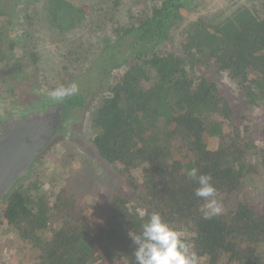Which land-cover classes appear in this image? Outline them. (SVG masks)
Returning a JSON list of instances; mask_svg holds the SVG:
<instances>
[{
  "label": "trees",
  "instance_id": "16d2710c",
  "mask_svg": "<svg viewBox=\"0 0 264 264\" xmlns=\"http://www.w3.org/2000/svg\"><path fill=\"white\" fill-rule=\"evenodd\" d=\"M36 1L56 40H67L93 16L78 0ZM195 1L144 4L137 16L129 15V26L116 20L121 0L97 3L102 49L71 82L62 78L78 91L57 104L60 111H78L89 96L97 98L91 147L120 184L100 217L99 207L82 203L68 185L44 188L30 176L13 189L0 203V224L14 231L31 260L136 264L133 237H142L143 225L158 213L196 254V264H264V193L228 203L246 184L264 185V0H226L185 24L181 9ZM29 3L0 0V16L19 5L29 17ZM163 42L167 49L159 47ZM3 44L16 45L0 29ZM82 55L77 58L84 65L88 53ZM29 56L37 64V53ZM255 110L260 120L252 123ZM211 138L218 139L214 148ZM137 168L144 169L142 177L131 172ZM193 169L212 177L221 212L210 219L202 211L206 201L195 196L198 185L188 175Z\"/></svg>",
  "mask_w": 264,
  "mask_h": 264
},
{
  "label": "rangeland",
  "instance_id": "374dc122",
  "mask_svg": "<svg viewBox=\"0 0 264 264\" xmlns=\"http://www.w3.org/2000/svg\"><path fill=\"white\" fill-rule=\"evenodd\" d=\"M78 1L93 16L76 33L67 34L65 41L56 40L48 33L40 1L30 0L27 12L29 17L23 15L19 5L15 8L13 6L4 16H0V29L8 34L9 40L16 43L13 48H10L8 44H3L0 48V51L5 53V58L0 60V116L9 108L28 104L29 100H25L26 103H24V99L33 92L36 95L51 97L55 89L66 88L67 84L62 83V78L66 79L67 76V83H69L73 73L79 74L85 71L89 63L98 56L102 49L99 34H103L105 28L102 26L100 32H97L96 23L101 24L102 12L95 14V8L99 1L103 5L106 0ZM135 1L121 0L116 13V20L120 25L129 26L131 22L129 15L137 16L141 8L146 6L144 4L150 7L160 3V0H140L138 4ZM225 1L199 0L189 4L181 9L185 24L199 16L216 12L226 5ZM108 33L115 36L112 30ZM172 33L175 38L180 35L177 30L171 29ZM159 47L167 49L168 43L163 42ZM31 51L37 53V64H32L30 61ZM83 51L88 53V60L84 65L77 58ZM64 65L68 69H64ZM17 70L20 75L29 73L28 77L14 76ZM83 93L86 94V92ZM97 103V98L88 97L86 105L80 109L83 112L80 120L81 129L66 136L53 137L54 139L38 157L30 179H37L44 188H54V190H58L63 185L70 186L82 203H89L90 207L94 205L99 207L97 216L100 217L106 213L110 194L120 184V179L103 160L98 158L91 147L89 119ZM77 112L74 115H77ZM260 114L258 110L252 113V123L260 120ZM217 142V138L207 141L210 148L216 147ZM63 159L67 164L62 162ZM34 169H36L35 173ZM131 172L136 177H142L144 169L137 168ZM30 179H24L21 184ZM256 190L264 193V185L246 184L244 188L229 195L228 203L236 204L238 200L244 201L246 198L251 200ZM13 232L6 223L0 224V264H38L34 259L31 260L30 251L26 252V245L21 243Z\"/></svg>",
  "mask_w": 264,
  "mask_h": 264
},
{
  "label": "clouds",
  "instance_id": "9594fccd",
  "mask_svg": "<svg viewBox=\"0 0 264 264\" xmlns=\"http://www.w3.org/2000/svg\"><path fill=\"white\" fill-rule=\"evenodd\" d=\"M78 91L76 84L61 87L52 91L51 96L56 100H63ZM189 178L196 182L195 196L203 198L206 203L202 209L204 218L220 214L221 206L216 200V189L212 184V177L199 174L196 169L189 172ZM133 243L139 245L134 251L136 264H196L197 257L190 253L187 244L178 232L169 227L158 213H153L143 225L141 236H134Z\"/></svg>",
  "mask_w": 264,
  "mask_h": 264
},
{
  "label": "water",
  "instance_id": "95a60500",
  "mask_svg": "<svg viewBox=\"0 0 264 264\" xmlns=\"http://www.w3.org/2000/svg\"><path fill=\"white\" fill-rule=\"evenodd\" d=\"M59 110L49 107L17 124H9L0 133V203L24 179L30 178L33 163L54 137Z\"/></svg>",
  "mask_w": 264,
  "mask_h": 264
},
{
  "label": "flooded vegetation",
  "instance_id": "af4514ba",
  "mask_svg": "<svg viewBox=\"0 0 264 264\" xmlns=\"http://www.w3.org/2000/svg\"><path fill=\"white\" fill-rule=\"evenodd\" d=\"M47 94V93H46ZM42 97H44L43 95H36V93H31L30 96L26 97L24 99V103L25 100H29L28 104H25L23 106L17 105L13 108H9V110L5 111V113H3V115L0 116V133H2V131L6 130V126H8L9 124L14 125L17 124L19 120L26 118L27 116H30L34 113L37 112H41L46 110L49 107H53V108H59V103L60 100H58L56 103H52L49 101H45V103L40 99H42ZM46 97V96H45ZM51 98V97H50ZM43 102V103H42ZM23 103V104H24ZM60 109V108H59ZM75 112H77V110L75 111H71L68 110V112H65L63 109L60 111L59 110V122L55 125V133H54V138L55 137H61V136H66L68 134H72L73 132H76L78 129H81L80 126V120L82 118L81 113H83L81 110L76 113L77 115H74ZM52 138V139H54ZM51 139V140H52ZM40 156V154H39ZM38 156V157H39ZM37 157V159H38ZM37 161V160H36ZM36 162L33 163V168ZM28 176L30 175V171L29 173H26ZM3 203V202H1Z\"/></svg>",
  "mask_w": 264,
  "mask_h": 264
},
{
  "label": "crops",
  "instance_id": "0c3cea01",
  "mask_svg": "<svg viewBox=\"0 0 264 264\" xmlns=\"http://www.w3.org/2000/svg\"><path fill=\"white\" fill-rule=\"evenodd\" d=\"M0 238H1V235H0Z\"/></svg>",
  "mask_w": 264,
  "mask_h": 264
}]
</instances>
